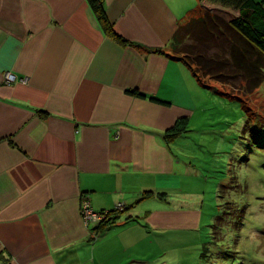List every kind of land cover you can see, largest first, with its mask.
Returning a JSON list of instances; mask_svg holds the SVG:
<instances>
[{"label": "crops", "instance_id": "obj_1", "mask_svg": "<svg viewBox=\"0 0 264 264\" xmlns=\"http://www.w3.org/2000/svg\"><path fill=\"white\" fill-rule=\"evenodd\" d=\"M101 3L125 43L88 0H0V261L180 264L153 240L199 230L192 193L168 200L199 176L180 141L191 131L167 132L207 103L208 89L171 54L177 28L207 3ZM83 200L124 210L95 238Z\"/></svg>", "mask_w": 264, "mask_h": 264}, {"label": "rangeland", "instance_id": "obj_2", "mask_svg": "<svg viewBox=\"0 0 264 264\" xmlns=\"http://www.w3.org/2000/svg\"><path fill=\"white\" fill-rule=\"evenodd\" d=\"M204 8L196 18L204 10L225 21L238 15L209 3ZM204 82L211 87L207 103L180 140L186 155L196 158L192 162L199 176L187 175L168 197L185 203L181 193H192L201 211L200 227L185 232L182 241L170 237L153 242L167 244V262L264 264V82L242 102L223 95L213 79Z\"/></svg>", "mask_w": 264, "mask_h": 264}, {"label": "trees", "instance_id": "obj_3", "mask_svg": "<svg viewBox=\"0 0 264 264\" xmlns=\"http://www.w3.org/2000/svg\"><path fill=\"white\" fill-rule=\"evenodd\" d=\"M88 2L103 31L125 43L108 23L101 0ZM206 2L236 11L238 15L231 21H225L204 10L200 18H193L179 26L171 41L172 58L185 64L204 88H211L204 82L205 79H213L223 88V95L242 102V97L255 92L264 82V0ZM132 93L141 96L137 92ZM152 100L159 101L155 98ZM188 128L187 119H179L167 132L168 137L186 134ZM107 214L106 219L99 223L100 226L92 229L95 238L107 229L105 226L115 223L114 215L120 213L114 208Z\"/></svg>", "mask_w": 264, "mask_h": 264}, {"label": "built area", "instance_id": "obj_4", "mask_svg": "<svg viewBox=\"0 0 264 264\" xmlns=\"http://www.w3.org/2000/svg\"><path fill=\"white\" fill-rule=\"evenodd\" d=\"M5 83L10 84L14 82L16 79L13 75L11 74H5L4 76ZM20 82H24L23 79L19 80ZM124 205L122 204H117L115 206V209L117 212L121 211L123 209ZM81 217L85 225H93V226H98L100 222L106 219L107 217V211H100L96 212L92 209L90 204L88 203L87 200H83L81 204ZM0 264H10L7 261H0Z\"/></svg>", "mask_w": 264, "mask_h": 264}, {"label": "bare ground", "instance_id": "obj_5", "mask_svg": "<svg viewBox=\"0 0 264 264\" xmlns=\"http://www.w3.org/2000/svg\"><path fill=\"white\" fill-rule=\"evenodd\" d=\"M99 226H100V224H99Z\"/></svg>", "mask_w": 264, "mask_h": 264}]
</instances>
